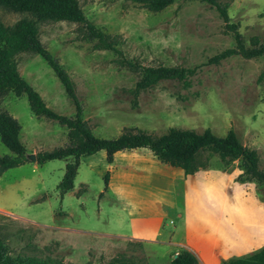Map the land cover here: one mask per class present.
<instances>
[{
	"label": "rangeland",
	"instance_id": "obj_1",
	"mask_svg": "<svg viewBox=\"0 0 264 264\" xmlns=\"http://www.w3.org/2000/svg\"><path fill=\"white\" fill-rule=\"evenodd\" d=\"M78 1L93 24L116 36L127 58L145 66H192L210 58L202 51L206 46L203 25L216 27L217 20L209 16L208 11L212 10L206 6L197 10L177 2L164 12L154 14L125 0ZM0 17L6 25H13L26 15L1 10ZM38 27L41 42L74 81L84 119L97 137L117 138L125 127L140 128L159 136L170 128L198 127V122L190 120L187 112L193 103L177 99L187 94L179 82L163 81L143 92L138 107L133 109L129 90L135 87L138 76L120 68L112 52L94 50L92 43L81 41L77 24L46 22ZM251 34L247 32L246 36ZM193 52L198 55L192 56ZM16 60L21 75L41 94L49 108L60 115L74 116L75 106L40 56L23 53ZM219 69L204 68L193 79L192 91H200L202 98L206 86L220 78ZM241 70L243 74L244 68ZM200 100L193 105L198 110ZM0 109L22 126L21 141L28 155L51 151L68 142L67 128L57 121L36 117L26 96L19 98L10 93L0 98ZM105 154L101 151L81 160L75 180L76 192L86 190L81 199L73 192L63 199L59 194L58 186L71 159L44 165L29 160L0 175V236L13 252L64 264H105L112 259L164 264L142 243L98 234L118 232L120 216L112 195L106 202L99 198L105 188L104 176L110 173ZM6 155L12 153L0 139V158ZM211 163L221 166L217 157ZM151 192L145 186L137 191L136 197L148 200L146 195Z\"/></svg>",
	"mask_w": 264,
	"mask_h": 264
},
{
	"label": "trees",
	"instance_id": "obj_2",
	"mask_svg": "<svg viewBox=\"0 0 264 264\" xmlns=\"http://www.w3.org/2000/svg\"><path fill=\"white\" fill-rule=\"evenodd\" d=\"M147 11L159 14L179 2L198 1L208 10L214 11L224 22L222 34L231 36L234 47L207 58L200 65L192 66H145L140 61L129 59L120 48V41L104 29L93 24L84 13L78 0H0V11L25 14L26 17L13 25H6L0 17V98L12 93L16 97L26 96L31 112L38 118L57 121L67 128L68 142L51 151H41L35 155V163L44 165L55 160L71 159L65 167V174L58 186L59 194L64 196L73 191L81 160L105 151L107 162L112 164L117 153L139 149L149 150L164 164L182 169L186 176L199 171L217 168L230 171L235 166L243 171L237 178L240 183L255 182L263 189L260 196L264 201V162L257 150L244 144L232 127L225 137L216 136L211 129L200 133L192 129L170 128L164 135H156L136 127H125L114 139L97 137L89 122L84 119V109L76 93L71 76L60 61L46 48L39 38L38 24L46 22H67L79 26V38L93 44V49L109 51L116 56L115 63L138 76L135 87L129 90L133 97L132 108L139 105V97L163 81H177L186 95L177 99L186 104L200 100L202 93L192 91L193 79L206 67H221L231 57L240 55L244 61L264 57V34L243 33V26L230 15L234 0H125ZM23 53L40 56L53 70L64 87L66 95L75 106L74 116H64L53 111L27 80L21 75L16 58ZM244 68V66L242 67ZM257 85H264V65L257 79ZM206 88L204 89L206 91ZM22 126L7 111L0 109V139L12 155L0 158V175L29 162L28 151L21 141ZM218 158L221 166H213L212 159ZM110 173L104 176L108 189ZM81 189L77 196L85 193ZM0 264H64L62 261L37 256L16 254L6 240L0 236ZM105 264H137L133 261L112 259ZM169 264H199L198 258L188 250L180 249ZM223 264H264V247L250 255L232 258Z\"/></svg>",
	"mask_w": 264,
	"mask_h": 264
},
{
	"label": "crops",
	"instance_id": "obj_3",
	"mask_svg": "<svg viewBox=\"0 0 264 264\" xmlns=\"http://www.w3.org/2000/svg\"><path fill=\"white\" fill-rule=\"evenodd\" d=\"M185 4L197 10L205 7L198 1ZM208 14L216 18L217 26L203 25L206 46L202 51L213 57L235 43L221 34L224 22L219 16L213 11ZM230 15L242 24L243 33L264 34V0H234ZM263 65L264 57L246 61L240 55L231 57L219 67L220 78L207 85L199 110L193 106L197 102L187 110L198 127L185 129L202 133L209 128L225 137L233 127L264 162V85H257ZM145 150L117 153L112 164L105 154L110 180L100 201L112 195L120 216L118 232L98 234L142 243L164 264L180 249L193 253L199 264H223L264 247L263 188L255 182H238L241 169L211 168L186 176L182 169L162 163ZM145 186L152 192L146 195L148 200H140L137 191ZM71 192L78 193L75 188Z\"/></svg>",
	"mask_w": 264,
	"mask_h": 264
},
{
	"label": "water",
	"instance_id": "obj_4",
	"mask_svg": "<svg viewBox=\"0 0 264 264\" xmlns=\"http://www.w3.org/2000/svg\"><path fill=\"white\" fill-rule=\"evenodd\" d=\"M28 158H29L30 160H32V161H35V159H36V158H35V155H29Z\"/></svg>",
	"mask_w": 264,
	"mask_h": 264
}]
</instances>
